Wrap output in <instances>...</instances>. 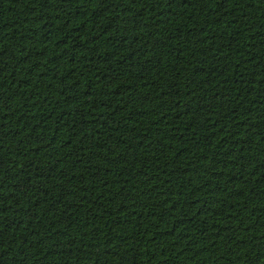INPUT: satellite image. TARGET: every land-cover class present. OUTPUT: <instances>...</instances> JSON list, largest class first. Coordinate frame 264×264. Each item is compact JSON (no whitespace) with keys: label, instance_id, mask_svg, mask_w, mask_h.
<instances>
[{"label":"trees","instance_id":"1","mask_svg":"<svg viewBox=\"0 0 264 264\" xmlns=\"http://www.w3.org/2000/svg\"><path fill=\"white\" fill-rule=\"evenodd\" d=\"M0 264H264V0H0Z\"/></svg>","mask_w":264,"mask_h":264}]
</instances>
